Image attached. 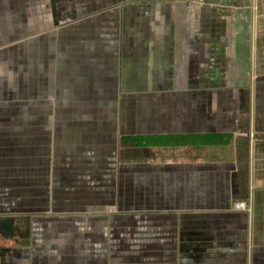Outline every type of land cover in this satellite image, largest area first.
I'll use <instances>...</instances> for the list:
<instances>
[{
    "label": "crops",
    "instance_id": "1",
    "mask_svg": "<svg viewBox=\"0 0 264 264\" xmlns=\"http://www.w3.org/2000/svg\"><path fill=\"white\" fill-rule=\"evenodd\" d=\"M219 5L0 0V264H264L253 152L244 186L237 153L120 158L126 135L264 133V85L231 84Z\"/></svg>",
    "mask_w": 264,
    "mask_h": 264
},
{
    "label": "rangeland",
    "instance_id": "2",
    "mask_svg": "<svg viewBox=\"0 0 264 264\" xmlns=\"http://www.w3.org/2000/svg\"><path fill=\"white\" fill-rule=\"evenodd\" d=\"M213 2L215 4H221L216 9L222 18L226 20V24L229 27V32L226 34L228 36V42L230 43L228 44V54L230 55L228 59L229 70L232 73H244V78H232L231 84L241 85L243 87H246V84H248L247 88L250 89L249 82L252 74V81L255 83L258 80L256 85L258 89L259 87L261 88L264 85V82L262 83L260 81L263 80L262 77L264 78V0H213ZM222 5H225V8H221ZM251 37L254 42L253 64H251L250 58ZM243 89L245 92L244 96L246 97V88ZM244 104H246L245 99ZM244 124L242 126L243 129H245ZM184 141L188 142H185L186 144L182 143V145H185L183 147H178V144L174 146L172 145L173 142L172 144H168V147H165L166 142L158 143V146L154 147L148 138H132L126 135L121 137L119 141L120 158L126 160L141 159L153 161L171 157L187 159L201 157L208 161L219 159L227 160L231 158L230 154L237 153L241 156L239 157L238 165L241 169V183L244 186L249 179L246 178L245 173L246 154L247 152H253L255 155L252 163L256 170L255 181L258 185V190L254 197V206L257 205L254 211L257 220L254 226V234L259 235L262 232L264 233V221L263 224H260V217L264 215V133L255 134L254 140L248 134L235 139L230 138V141L225 142L223 145H221L222 142H218L214 145H206L201 148L191 146V139H185ZM178 142H181V140H178ZM250 144L252 148L249 147ZM0 222L3 223L4 221L0 220ZM9 222L19 225L21 231L24 232L26 222L17 218L9 219ZM9 222L6 221V224ZM7 227L0 225L2 232ZM259 240H261L260 236ZM262 243H264V240H262Z\"/></svg>",
    "mask_w": 264,
    "mask_h": 264
}]
</instances>
